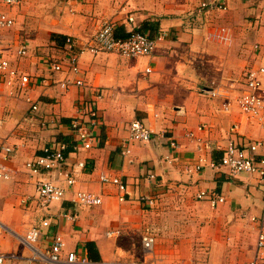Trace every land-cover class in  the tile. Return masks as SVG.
I'll return each mask as SVG.
<instances>
[{
    "label": "crops",
    "instance_id": "crops-1",
    "mask_svg": "<svg viewBox=\"0 0 264 264\" xmlns=\"http://www.w3.org/2000/svg\"><path fill=\"white\" fill-rule=\"evenodd\" d=\"M201 2L214 0L0 4L14 21L12 29L1 33L0 51L11 67L29 78L21 89L18 83L12 88L4 85L0 76V147L12 148L5 163L15 171L11 180H0L5 182L0 189V223L5 228L0 251L17 258L6 264H35L18 240L32 228L44 231L39 247L60 237L62 254H86L85 243L93 242L100 256L95 263L243 264L255 258L264 218V182L249 175L231 179L210 163L220 159L230 138L244 145L263 136L235 101L245 89L247 70L264 62V29L258 28L260 22H245L252 31L248 39L235 27L240 24L242 0L229 2L225 11L200 10ZM129 17L152 38L166 34L154 53L135 58L84 54L76 76L83 86L61 89L59 82L68 70L66 38L87 42L106 22L126 32ZM20 44L26 47L24 57L17 55ZM51 64L65 70L51 71ZM215 85L223 87L224 97L211 98L204 92ZM227 103L230 108L224 111ZM78 105L97 111L92 147L78 146L63 168L72 170L81 161L86 168L77 173L75 185L61 202L41 210L24 164L60 136L76 142L69 123ZM133 120L149 125L155 133L150 142L128 141ZM232 126L237 127L233 135ZM126 149L129 153L123 155ZM101 173L127 185L124 202L118 200L114 185L100 183ZM42 178L66 188L57 172ZM202 191L216 192L224 202L212 207L206 199L196 198ZM75 192L95 194L101 205L80 206L73 202ZM142 196L155 198L156 206L145 208L139 202ZM44 221L49 223L46 229ZM146 230L156 238L151 253L141 245Z\"/></svg>",
    "mask_w": 264,
    "mask_h": 264
},
{
    "label": "built area",
    "instance_id": "built-area-1",
    "mask_svg": "<svg viewBox=\"0 0 264 264\" xmlns=\"http://www.w3.org/2000/svg\"><path fill=\"white\" fill-rule=\"evenodd\" d=\"M24 0H0V4L13 7L22 4ZM235 0H214V2H201L199 9L211 11L219 9L227 10L229 2ZM126 39H118L115 36L114 26L110 23H104L97 31L95 36L87 42H79L73 37H67L65 40L66 50L68 52L67 59V75L59 82L61 89H67L70 86L82 87L83 81L77 79L79 72V59L84 54L97 55L100 53H112L124 58L148 57L151 56L158 44L165 37V33H158L154 38L141 32L134 24L133 18L127 20ZM14 26L13 19L4 11L0 10V37L1 33L12 29ZM224 31V30H221ZM26 47L19 45L17 55L26 56ZM51 71L60 73L65 70L60 64H51ZM146 73L150 69L145 70ZM0 76L3 84L12 88L15 84L19 88L24 89L29 84V78L20 75L16 69L11 67L10 62L0 51ZM245 89L236 99V106L239 112L248 120L255 122L262 131L261 139L246 142L244 145L230 138L227 145L221 151L222 154L217 162H211L210 167L221 170L231 179L238 178L241 175H249L256 177L260 182H264V154H259L261 149L264 150V62L256 67L250 68L246 72ZM207 92L211 98L225 96V90L221 86H213ZM100 98V96H98ZM1 103V96H0ZM230 103L224 105V111H228ZM33 111L37 110L36 106H32ZM87 118V120H85ZM1 124V122H0ZM97 125V111L93 107L78 105L76 116L72 118L69 127L76 138V145L84 150L92 147L91 128ZM237 127L232 126L230 134H235ZM201 130V128H199ZM148 124L141 120H133L128 126V141L148 143L154 136ZM188 138H192L193 134L188 133ZM169 146L176 149L177 145L171 141ZM205 148L208 147L205 145ZM66 145L59 142L51 143L45 146L39 155L28 160L24 164V168L31 179L37 193L38 206L41 210H45L51 203L61 202L68 188L75 185L77 173L86 168V162H78L72 170H64L67 156H65ZM12 148L8 146L0 147V180L9 181L15 175V171L6 165V160ZM126 149L123 155L128 154ZM200 161V160H199ZM202 162V160L200 161ZM57 172L63 176L66 188L57 185L55 182L42 178L44 174ZM99 181L102 184H112L117 188L118 200L124 202L126 196L129 195L127 185L118 177H110L104 173L99 175ZM198 200L206 199L212 207L224 202V198L216 192H199L196 196ZM73 202L91 209L101 205V198L95 194L88 192H75ZM139 202L145 208H153L156 206L155 198L151 196H142ZM49 223H42L43 229L48 228ZM5 228L0 223V238L3 236ZM113 233H108L111 237ZM44 238V231L38 228L28 230L22 237L18 236L19 242L26 248L30 254V262L35 264H109L95 263L88 259L86 254H80L76 251L62 254L63 242L60 237L54 236L52 241L45 247H39ZM155 236L152 232L146 230L141 238V245L146 253H151L155 246ZM8 259H17L14 255L8 256L0 251V264H6ZM264 260V218L260 221L258 227V237L256 243V256L254 259L243 264H261Z\"/></svg>",
    "mask_w": 264,
    "mask_h": 264
},
{
    "label": "rangeland",
    "instance_id": "rangeland-1",
    "mask_svg": "<svg viewBox=\"0 0 264 264\" xmlns=\"http://www.w3.org/2000/svg\"><path fill=\"white\" fill-rule=\"evenodd\" d=\"M242 4H239V21L240 24H236L235 27L239 28L241 34L247 35L248 39H252V31L249 28L244 27L246 22H260L258 28L262 27L264 29V12L261 10L264 7V0H242ZM254 14H253V13ZM256 31H259L256 30ZM258 39V36H257ZM256 42V41H255ZM254 42V43H255ZM253 43V44H254ZM252 43H249L248 46H251ZM5 182L0 181V189L4 186ZM20 199V198H19ZM14 242V241H13Z\"/></svg>",
    "mask_w": 264,
    "mask_h": 264
},
{
    "label": "trees",
    "instance_id": "trees-1",
    "mask_svg": "<svg viewBox=\"0 0 264 264\" xmlns=\"http://www.w3.org/2000/svg\"><path fill=\"white\" fill-rule=\"evenodd\" d=\"M114 32H115L116 38H118V39H126L127 36H128V33L125 32V30L120 29V28H117L116 30H114ZM56 142L63 143L64 145H66V150H65V153H64L65 156H68L69 153L73 152L74 151V147L76 145V143L73 140H71V139H69L67 137H64V136H60L56 140ZM85 249H86L87 257H88V259L90 261H93V262H99L100 261V256H99L98 251L96 249V246H95V244L93 242L85 243Z\"/></svg>",
    "mask_w": 264,
    "mask_h": 264
}]
</instances>
